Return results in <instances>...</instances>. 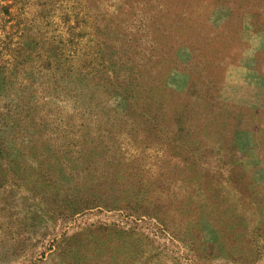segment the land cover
Segmentation results:
<instances>
[{"label": "rangeland", "instance_id": "374dc122", "mask_svg": "<svg viewBox=\"0 0 264 264\" xmlns=\"http://www.w3.org/2000/svg\"><path fill=\"white\" fill-rule=\"evenodd\" d=\"M0 264H264V0H0Z\"/></svg>", "mask_w": 264, "mask_h": 264}]
</instances>
